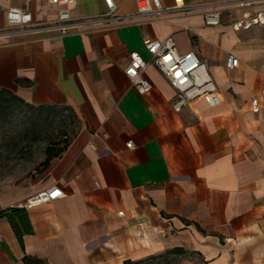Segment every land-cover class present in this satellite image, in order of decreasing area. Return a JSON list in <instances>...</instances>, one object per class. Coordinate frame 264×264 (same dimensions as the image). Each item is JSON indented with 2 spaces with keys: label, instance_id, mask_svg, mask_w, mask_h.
I'll use <instances>...</instances> for the list:
<instances>
[{
  "label": "crops",
  "instance_id": "crops-1",
  "mask_svg": "<svg viewBox=\"0 0 264 264\" xmlns=\"http://www.w3.org/2000/svg\"><path fill=\"white\" fill-rule=\"evenodd\" d=\"M116 2L120 12L137 8V0ZM184 2L193 7L95 20L64 35H15L3 32L12 7L46 21L65 8L83 17L108 6L0 0V88L35 105H68L80 118L67 148L31 185L0 190V210L54 185L65 192L26 207L34 231L24 244L0 216V264H123L176 246L195 250L200 264H264V24L233 26L264 0ZM210 2H221L220 25L205 21L202 4ZM169 35L207 62L217 101L199 97L176 110V89L153 63L148 92L132 83L131 53L150 59L145 36ZM229 54L238 66H227Z\"/></svg>",
  "mask_w": 264,
  "mask_h": 264
},
{
  "label": "built area",
  "instance_id": "built-area-1",
  "mask_svg": "<svg viewBox=\"0 0 264 264\" xmlns=\"http://www.w3.org/2000/svg\"><path fill=\"white\" fill-rule=\"evenodd\" d=\"M52 1L59 4H68L71 0ZM254 1L256 0H244L245 3ZM105 2L108 6V11L104 15L76 17L71 14L69 9L65 8L60 10L56 18L46 21H35L32 12L29 10L12 7L8 9V24L3 32L15 35L58 32L59 35H64L80 31L82 25L95 20L116 19L124 21L136 16H158L163 12L193 7L186 6L184 0H175V4L171 6H166L163 0H137V8L134 12H120L116 0H105ZM220 4L221 2L202 4L207 6L204 11L207 24H222L223 13ZM253 24H264V8L254 13L246 14L243 18H238L233 22V26L236 29L250 27ZM144 43L151 53V58L147 59L139 51H133L126 66V73L139 92L146 93L152 87L151 80L145 74V69L150 63H153L176 89V95L173 99V107L176 110L180 111L185 106L191 105L199 97L207 98L211 102L217 101V82L207 62L195 50L181 52L173 35L163 39L145 36ZM239 61L240 58L238 56L229 54L227 66H238ZM253 103L255 110H259L258 99H255ZM128 145L132 146V142H128ZM93 146L95 145L93 144ZM64 195L63 188L54 185L30 196L21 205L32 207Z\"/></svg>",
  "mask_w": 264,
  "mask_h": 264
},
{
  "label": "rangeland",
  "instance_id": "rangeland-1",
  "mask_svg": "<svg viewBox=\"0 0 264 264\" xmlns=\"http://www.w3.org/2000/svg\"><path fill=\"white\" fill-rule=\"evenodd\" d=\"M80 127L77 112L68 105L37 107L0 89V190L29 186L47 158L71 140ZM137 264H200L201 257L186 246L169 247L137 259Z\"/></svg>",
  "mask_w": 264,
  "mask_h": 264
},
{
  "label": "trees",
  "instance_id": "trees-1",
  "mask_svg": "<svg viewBox=\"0 0 264 264\" xmlns=\"http://www.w3.org/2000/svg\"><path fill=\"white\" fill-rule=\"evenodd\" d=\"M0 89L4 91L13 92L12 90H9L6 88H0ZM15 96L23 100L17 94H15ZM26 103L30 105H35L29 102H26ZM45 106L54 108L57 105H46V104L37 105V107H45ZM69 143H70V140H67V142H65V144L59 149L58 152L53 154L51 157L47 158L45 163L48 165L50 163V160L54 156L60 155L67 148ZM0 216H8L10 218L13 224V227L15 228V231L19 237V240L21 241L22 244H24V235L27 233H32L34 231L28 209L25 206H18V205L9 206L6 209L0 210ZM137 263H139V260H126L123 264H137Z\"/></svg>",
  "mask_w": 264,
  "mask_h": 264
}]
</instances>
